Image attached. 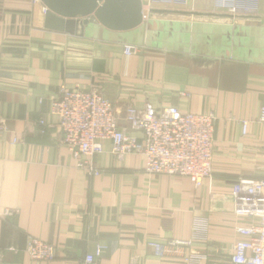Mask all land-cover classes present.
Instances as JSON below:
<instances>
[{"label": "crops", "instance_id": "0c3cea01", "mask_svg": "<svg viewBox=\"0 0 264 264\" xmlns=\"http://www.w3.org/2000/svg\"><path fill=\"white\" fill-rule=\"evenodd\" d=\"M141 1L137 29L113 32L92 19L71 35L44 27L40 0H0V264H83L97 245L100 264H228L242 222L231 186L264 179V0ZM157 25L173 37L155 43ZM124 45L139 51L127 56ZM77 87L105 96L121 126L129 105L212 113L211 177L195 188L146 175L143 156L116 162L110 143L94 160L99 175L78 169L50 113L61 89ZM31 238L55 258L32 261ZM176 241L190 242L179 257L158 258L150 246Z\"/></svg>", "mask_w": 264, "mask_h": 264}, {"label": "built area", "instance_id": "2783aa9c", "mask_svg": "<svg viewBox=\"0 0 264 264\" xmlns=\"http://www.w3.org/2000/svg\"><path fill=\"white\" fill-rule=\"evenodd\" d=\"M42 11L45 13L46 8ZM139 51L133 45H124L125 55ZM50 113L56 117L61 130L60 144L71 154L78 169L87 175H99L95 159L103 153V144L110 143V155L122 162L128 155H141L145 160L146 175L178 176L200 188L212 174L213 126L212 113L181 112L174 106L155 109L145 103L142 109L127 106L123 126L119 125L113 107L98 91L75 88L60 90L50 103ZM258 122L264 124V107ZM39 125L45 126L44 120ZM242 135H246L249 122L240 120ZM139 132L138 141L132 136ZM233 214L242 220L235 226L237 239L228 264H264V179H238L231 186ZM15 210L6 209L5 217H13ZM188 241L168 244L152 243L158 258L181 256V248ZM17 252L15 249H10ZM105 247L97 245L87 253L83 264H100ZM24 252L36 262H49L55 258L54 247L38 239H28ZM192 257L184 258L185 262Z\"/></svg>", "mask_w": 264, "mask_h": 264}, {"label": "water", "instance_id": "95a60500", "mask_svg": "<svg viewBox=\"0 0 264 264\" xmlns=\"http://www.w3.org/2000/svg\"><path fill=\"white\" fill-rule=\"evenodd\" d=\"M40 2L46 8L44 27L52 31L74 35L80 28L83 34L86 28L96 25L92 19L107 30L122 33L137 29L143 24L141 0H40ZM150 30L153 41L157 44L167 42L174 34L172 28L165 25H157Z\"/></svg>", "mask_w": 264, "mask_h": 264}]
</instances>
